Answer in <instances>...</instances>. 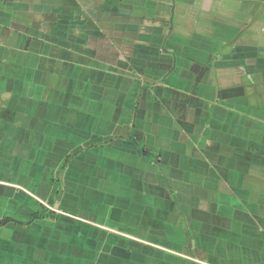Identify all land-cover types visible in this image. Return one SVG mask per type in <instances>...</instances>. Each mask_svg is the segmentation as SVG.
Instances as JSON below:
<instances>
[{"label": "crops", "instance_id": "1", "mask_svg": "<svg viewBox=\"0 0 264 264\" xmlns=\"http://www.w3.org/2000/svg\"><path fill=\"white\" fill-rule=\"evenodd\" d=\"M0 264H264V0H0Z\"/></svg>", "mask_w": 264, "mask_h": 264}, {"label": "trees", "instance_id": "2", "mask_svg": "<svg viewBox=\"0 0 264 264\" xmlns=\"http://www.w3.org/2000/svg\"><path fill=\"white\" fill-rule=\"evenodd\" d=\"M69 160V159H68Z\"/></svg>", "mask_w": 264, "mask_h": 264}]
</instances>
